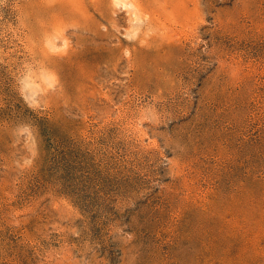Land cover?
Listing matches in <instances>:
<instances>
[{
  "label": "rangeland",
  "instance_id": "374dc122",
  "mask_svg": "<svg viewBox=\"0 0 264 264\" xmlns=\"http://www.w3.org/2000/svg\"><path fill=\"white\" fill-rule=\"evenodd\" d=\"M131 1L0 0V264H264V0Z\"/></svg>",
  "mask_w": 264,
  "mask_h": 264
},
{
  "label": "bare ground",
  "instance_id": "6f19581e",
  "mask_svg": "<svg viewBox=\"0 0 264 264\" xmlns=\"http://www.w3.org/2000/svg\"><path fill=\"white\" fill-rule=\"evenodd\" d=\"M115 2V3H114ZM114 4H117V5H119V6H117V7H120L121 6V8L123 7H125V9H126V7H131V8H133V10L132 11H135L136 9H137V7H138V5H137V7H135L136 9H134V5H133V3H132V1L131 0H114ZM136 2V1H135ZM134 2V3H135ZM113 4V5H114ZM131 11V10H130ZM129 12V11H128ZM138 12V11H137ZM134 13H136V12H134ZM140 13V12H139ZM131 14H132V12H131ZM136 15V14H135ZM140 15V14H139ZM133 16H134V14H133ZM135 17V16H134ZM142 18V17H141ZM139 19V18H138ZM137 19V20H138ZM133 20H135V19H133ZM141 20V19H140ZM142 21V20H141ZM137 22V24L139 23V21H136ZM62 36V35H61ZM63 38V37H62ZM62 41H63V46H65L66 45V41H67V39H66V41L64 40V39H62ZM59 44V43H58ZM51 45V44H50ZM47 46V45H46ZM52 48H57V46L55 45V44H52V46H51ZM62 49V48H61ZM45 76V77H44ZM44 76H43V78H44V80H47V79H50V74H44ZM31 79V78H30ZM51 80V79H50ZM27 83V87L29 88V90H30V87H32V86H34L32 83H34V82H32L31 83V81H27L26 82ZM48 84V83H47ZM39 89V88H38ZM34 91V89H31V91Z\"/></svg>",
  "mask_w": 264,
  "mask_h": 264
}]
</instances>
